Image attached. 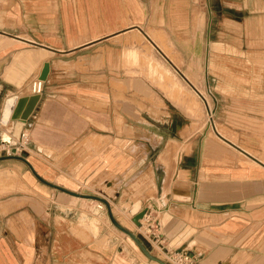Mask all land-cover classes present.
<instances>
[{
    "label": "crops",
    "instance_id": "0c3cea01",
    "mask_svg": "<svg viewBox=\"0 0 264 264\" xmlns=\"http://www.w3.org/2000/svg\"><path fill=\"white\" fill-rule=\"evenodd\" d=\"M212 1L207 9L204 0H0V127L7 101L16 98L15 111L44 82L20 130L29 146L0 152V264L27 263L21 254L30 264H171L178 253L193 264H264V150L239 151L218 130L187 138L191 150L168 168L182 137L168 134L177 124L169 114L168 125L167 96L194 117L201 107L147 42L183 62L211 111L218 96L228 112L253 113L251 134L259 128L264 143V0H229L222 17ZM241 60L237 76L230 66ZM29 191L53 215H30ZM91 208L108 241L100 251ZM114 219L125 230L114 231ZM81 222L92 231L77 233Z\"/></svg>",
    "mask_w": 264,
    "mask_h": 264
},
{
    "label": "rangeland",
    "instance_id": "374dc122",
    "mask_svg": "<svg viewBox=\"0 0 264 264\" xmlns=\"http://www.w3.org/2000/svg\"><path fill=\"white\" fill-rule=\"evenodd\" d=\"M228 1L229 0H215L214 3L217 4L216 6L214 5V3L212 1V7L215 6L219 10H222L219 13L221 17H222V15H221L222 12H227L228 11V9L226 8L227 3H229ZM204 4H205V7L207 9H208V7L210 8L209 0H204ZM210 16H211V14L208 12L207 18H209ZM220 16H215V17H217V19H219L218 17H220ZM208 22L210 23V20ZM231 40H232V42H235V41L240 40V39H236V37H231ZM147 45L149 46L148 50L151 51V53H153V54L155 53L154 54L155 58L157 60H159L160 62L164 63L166 66H168L174 72V74L179 78V80L182 82V84H184L187 87V89L189 90L190 93L183 91L184 97L196 101L199 104V106L201 107L200 115L198 117H194V116L189 115L187 113V111H185V108L183 106L178 105L177 103H175V101H174V99L172 97L167 96L168 97V115H167V113H163V115L166 114L168 116V119H169L168 125L171 124L170 115H172L173 119H175V122L177 124L176 126L171 127V128L168 126V134H171V136H175V134H177V135H180L182 137V138L174 137L178 142H180L182 144V146L177 145V149L174 151L175 153L172 154L173 157L172 156L170 157V159H173V161L172 160L170 161V164L168 165L169 169L171 168L170 167L171 165H173V167L176 168V162H177V159H176L177 158V154L176 153L180 149H183V150L185 149V151H190L191 150V145L190 144H191L192 140L187 141V143H185V141H186L187 138H190L192 135H195L193 137V139L195 137H197V135H198L199 136V142H200L208 134H211V136L213 135L215 137V131L220 130V131L224 132V134L226 135V137L228 139H230L232 142H234L238 146L237 147V146L231 144V146H233L234 148H236L239 151H242L241 149H244V150L248 151L249 153H251L252 155L258 156L259 150H264V143H260V140H261V137H262L261 134H262L263 131H261L258 128L257 132H260L259 135H253L252 136V134H251V130H252L251 126H252V124L250 123L249 115L253 114V113L245 112V111L238 112V111H233V110H231V112H228V111L224 110L226 108L223 107L225 102L221 101L220 97H218V96H216V98L213 97L214 98L213 100L211 99L212 100V103H211L212 104V111H211L209 109L206 101L205 102L203 101V96L200 97V96L197 95V93L195 91L196 90L195 85H192L189 82V80L186 78V77H189L190 74H189V72L185 71L183 62L180 61V59H177L176 61L175 60L174 61L170 60L168 57H166L164 55V53L159 48L158 49L153 48L151 46V44H149V42H147ZM239 54L243 55L242 52L239 53ZM241 61L242 62L240 64L238 62V63H235L233 65L231 64V66H230L231 67V71L235 72V74L237 76H244L245 69H244V65H243V60H241ZM192 82L194 84H196L194 81H192ZM245 83H247L248 86H250V81H246ZM248 86L244 90L245 94L250 92V90H251L250 87H248ZM131 87H132V89L134 88V86H131ZM156 88L158 90L164 91L161 87H158V85H156ZM200 90H201V88H200ZM218 91H220L219 88H218ZM241 97L243 98L244 96H241ZM133 98L134 97H132V96L126 97V100L131 101L130 105H133V102H132L134 100ZM249 99H251L250 96H249ZM254 99H256V98H254ZM230 104H233V102L230 103ZM149 113H150V116H154L155 115L153 112H149ZM259 114L261 115V113H259ZM185 115H187V118L185 117ZM210 116H213V119H211V122H210ZM137 119L138 118H136V117H134V118L132 117L131 120H129L128 122L126 121V124L133 123ZM179 119H181V122L179 121ZM179 122H180V124L185 123L188 126L185 127V128L182 127L183 128L182 129V128H180L178 126ZM214 123H216V127H214ZM213 127L216 128L217 130L214 131ZM254 129H255V126H254ZM4 131L11 132L9 134L14 136L13 137L14 143L9 144V143H6V142L2 141V134H3ZM15 131L16 130L14 129L13 124L10 125V127H8V128L7 127H0V152L3 151V153H5L7 150L12 152L13 148H15V149L19 148L18 139H19L20 133L18 135H16ZM6 137L7 136H5V138ZM216 140L218 142H220L218 139H216ZM220 144L223 145L224 147H226L227 149L228 148L232 149L230 146H228V145H226V144H224L222 142H220ZM109 146H111V144ZM12 187L13 188L17 187V183H16L15 180H13ZM28 193H29L28 201H29V205H30V207L28 209L30 211V215H33V214L42 215V214H44L46 217L49 214L53 215L51 208H45V209L37 208L38 207L37 205H38L39 201L41 202L39 194L37 192L29 191ZM98 204L99 203H95L94 205H98ZM32 208H33V210H32ZM91 211H92V213L91 212L90 213L92 214L91 215L92 219L96 218L99 221L98 222L99 232L98 233H94V234L97 237L98 250L100 251L101 249L106 248V244H107L108 241L105 238L102 239V240L98 239L100 231H102V227H103L102 220L99 218V216L96 215V210L94 208H91ZM65 213H67V212H65ZM16 214H19V212L16 213ZM55 214H58V213L55 212ZM62 214H63V212H62ZM126 215H128V218L130 217L129 214H126ZM144 223H145V226H146L147 222H144ZM29 226H30L29 227V234H28L27 237L30 239L29 243L30 244L32 243L34 245L35 238H34V236L32 234L35 232V229H34V226L32 224H30ZM56 226L58 227V225H56ZM126 226H130V228H132V229L136 228L134 225H131V224L130 225H126ZM111 227L113 228L114 231L122 232V229L118 228L114 223L111 224ZM75 229H76L77 233H79L80 235L85 233L86 229L92 231L90 223L87 224V223H84V222H81V223L77 224ZM53 232H54V229L51 228V227H48V229H46V233L48 234V236L50 238H51L50 233L53 234ZM24 238L25 237L22 236V242H25ZM19 256L23 260H28L27 263L30 264V261L32 260V256L26 257L25 255H22V254L19 255ZM42 261L43 260L40 261V264H42ZM27 263L25 262V264H27ZM43 263L44 264L45 263L46 264H51L48 259H47V261H43ZM31 264H33V263H31Z\"/></svg>",
    "mask_w": 264,
    "mask_h": 264
},
{
    "label": "built area",
    "instance_id": "2783aa9c",
    "mask_svg": "<svg viewBox=\"0 0 264 264\" xmlns=\"http://www.w3.org/2000/svg\"><path fill=\"white\" fill-rule=\"evenodd\" d=\"M31 87H32L33 94L39 95L42 93V91L44 89V82L42 80H35L32 83ZM203 101L204 102L206 101V103L209 107L208 101L205 99L204 96H203ZM209 109H210V107H209ZM211 119H213V116H210V122H211ZM214 127H216V123H214ZM214 127H213V130L214 131L217 130ZM29 143H30V135H29L28 131L25 130L20 136V140L18 142L19 148L16 149V151L24 150L25 148H27L29 146ZM8 153H12V152L8 151ZM99 208H102V207L100 206ZM156 225H157V223L154 222L152 218H150L149 225H148V232L154 236H156V234L154 232L156 229ZM168 259L171 262V264H193L186 253H178L175 255H170L168 257Z\"/></svg>",
    "mask_w": 264,
    "mask_h": 264
},
{
    "label": "water",
    "instance_id": "95a60500",
    "mask_svg": "<svg viewBox=\"0 0 264 264\" xmlns=\"http://www.w3.org/2000/svg\"><path fill=\"white\" fill-rule=\"evenodd\" d=\"M48 74V66L45 67V70L42 74V79H46V76ZM39 96H33L30 98H24L22 100L19 101L14 113H13V117L12 119L14 120H22V121H26L28 120V118L30 117V115L32 114L33 110L35 109L38 100H39ZM147 214V209L142 210L140 213H138L134 218H133V222L137 225L140 226L141 224V220L145 217V215ZM115 221V219H114ZM116 222V221H115ZM116 224L123 229L117 222ZM125 230V229H123ZM127 232V231H126ZM131 234V233H129ZM133 236V235H131Z\"/></svg>",
    "mask_w": 264,
    "mask_h": 264
},
{
    "label": "bare ground",
    "instance_id": "6f19581e",
    "mask_svg": "<svg viewBox=\"0 0 264 264\" xmlns=\"http://www.w3.org/2000/svg\"><path fill=\"white\" fill-rule=\"evenodd\" d=\"M15 104H16V98L9 99L7 101V103H6V106H5V109H4V113H3V118H2V121H1V124L4 127H8L10 125V123H11ZM22 126H23V121H18L17 122V128H16V135H18L20 133V130H21ZM215 132L218 133V130L215 131ZM2 141L6 142V143H9V144L14 143V140L10 136L7 135V137L5 138L4 134L2 136Z\"/></svg>",
    "mask_w": 264,
    "mask_h": 264
}]
</instances>
